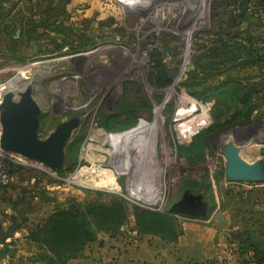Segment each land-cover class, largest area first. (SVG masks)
I'll return each instance as SVG.
<instances>
[{
    "label": "rangeland",
    "instance_id": "1",
    "mask_svg": "<svg viewBox=\"0 0 264 264\" xmlns=\"http://www.w3.org/2000/svg\"><path fill=\"white\" fill-rule=\"evenodd\" d=\"M24 89L38 138L74 124L55 168L0 149V264H254L237 249L264 243V161L227 181L222 145L264 157V0H0V97ZM184 196L200 215L168 210ZM62 210L92 240L52 250ZM153 214L170 228L142 233Z\"/></svg>",
    "mask_w": 264,
    "mask_h": 264
},
{
    "label": "water",
    "instance_id": "2",
    "mask_svg": "<svg viewBox=\"0 0 264 264\" xmlns=\"http://www.w3.org/2000/svg\"><path fill=\"white\" fill-rule=\"evenodd\" d=\"M250 92L251 89H247L239 99L243 100ZM31 103L27 89L19 92L17 98L9 90L0 97V149L55 168L61 161L62 142L74 123L68 120L60 122L45 138L40 139L36 134L37 119L29 108ZM263 151L264 148H261V152ZM222 156L225 180L252 181L260 177L261 162L245 161L230 143L222 145ZM168 210L187 217H196L202 213L201 207L186 196L172 203ZM214 216L219 221H224L218 211ZM13 227L10 224L5 229H0V244Z\"/></svg>",
    "mask_w": 264,
    "mask_h": 264
},
{
    "label": "trees",
    "instance_id": "3",
    "mask_svg": "<svg viewBox=\"0 0 264 264\" xmlns=\"http://www.w3.org/2000/svg\"><path fill=\"white\" fill-rule=\"evenodd\" d=\"M42 24L43 23H41V25ZM237 44L243 46V44H240L239 42ZM230 83H232V82H230ZM228 87L232 88V90H235L237 88L235 83L229 84ZM215 88L216 87H214V86L213 87L210 86L208 89L201 91L199 94L200 96L198 98L203 97V95L205 94L203 92H210L211 90L216 91ZM199 135H200V132H196L192 136L194 143L197 140V138L199 137ZM70 216H72V217H70ZM84 216H85L84 213L78 214L76 212V213H72L70 215V212L68 213V212L62 210L59 212H55L54 214H52V216H50L48 218L45 229H46L47 233H50L53 235V237L56 239V241L58 240L57 243L59 244L58 245L59 247H54V248H52V250L59 252V251H62L64 249V247L67 248V246L76 245V243H78L77 238L79 236H82V239H85L86 241H90V239L92 240V238L90 236L89 226L88 225L86 226ZM153 216H156L158 218H156L152 221L150 220L151 223L150 222L149 223H150L151 229L149 226H147L148 228L146 227V228H143L141 230L142 233L143 232H151V231H152V233H154V232L160 233L161 232L160 230L167 231L166 229L170 228V225L168 222L169 218H165L164 216L159 217L157 214H153ZM76 217H78V218H76ZM251 232L252 231L249 229L243 230L244 238L241 239V243L238 244L239 246H238L237 250L241 253L243 251L248 253L247 255L249 257L250 263L262 264L264 262V243L260 242V241H258V242L257 241H254V242L251 241L250 240ZM86 241H84V242H86ZM79 246H80V244L76 245L75 247L78 248ZM60 253H58V254H60ZM73 253L74 252L66 255V257H64L62 259L60 258L62 260L61 261L62 263H59L57 261V264H63V262H66L68 259L72 258L74 255ZM53 261L50 260V261L46 262V264H54Z\"/></svg>",
    "mask_w": 264,
    "mask_h": 264
},
{
    "label": "crops",
    "instance_id": "4",
    "mask_svg": "<svg viewBox=\"0 0 264 264\" xmlns=\"http://www.w3.org/2000/svg\"><path fill=\"white\" fill-rule=\"evenodd\" d=\"M124 263L126 264H148V261L145 262L142 258H139L138 255L134 257L130 256L129 258H123V256L118 257L116 264H124ZM157 264H159L158 261H157ZM165 264H170V263L165 262Z\"/></svg>",
    "mask_w": 264,
    "mask_h": 264
},
{
    "label": "flooded vegetation",
    "instance_id": "5",
    "mask_svg": "<svg viewBox=\"0 0 264 264\" xmlns=\"http://www.w3.org/2000/svg\"><path fill=\"white\" fill-rule=\"evenodd\" d=\"M255 142L258 143V144H262V143H263V141H261V140H258V141H255ZM261 148H264V147L261 146ZM261 148H259V154H260V155H264V151L261 152ZM263 161H264V157H262V160H260V162H261V169H262ZM4 239H5V238H4ZM3 241H4V240H3ZM2 243H3V242H2Z\"/></svg>",
    "mask_w": 264,
    "mask_h": 264
},
{
    "label": "built area",
    "instance_id": "6",
    "mask_svg": "<svg viewBox=\"0 0 264 264\" xmlns=\"http://www.w3.org/2000/svg\"><path fill=\"white\" fill-rule=\"evenodd\" d=\"M0 178H2V176H0Z\"/></svg>",
    "mask_w": 264,
    "mask_h": 264
}]
</instances>
